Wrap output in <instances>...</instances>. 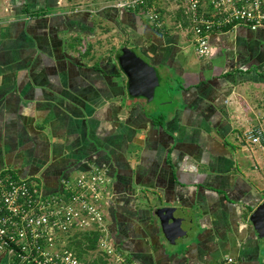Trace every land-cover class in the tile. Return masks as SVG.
Instances as JSON below:
<instances>
[{
	"label": "crops",
	"instance_id": "0c3cea01",
	"mask_svg": "<svg viewBox=\"0 0 264 264\" xmlns=\"http://www.w3.org/2000/svg\"><path fill=\"white\" fill-rule=\"evenodd\" d=\"M29 3L39 13L20 12ZM59 4L11 0L6 12L0 0V172L33 177L48 194L105 168L109 233L135 264H222L227 255L264 264V236L249 220L264 198L260 152L241 136L264 127V26L212 32L202 58L180 0L164 28L119 11L127 46L168 90L160 103L171 109H162L128 93L119 47L115 56L79 51L86 13L51 8ZM168 205L192 213L174 242L153 211Z\"/></svg>",
	"mask_w": 264,
	"mask_h": 264
},
{
	"label": "built area",
	"instance_id": "2783aa9c",
	"mask_svg": "<svg viewBox=\"0 0 264 264\" xmlns=\"http://www.w3.org/2000/svg\"><path fill=\"white\" fill-rule=\"evenodd\" d=\"M159 1L122 0L120 5L138 11L154 27L164 28ZM180 1L193 33L194 51L202 58L212 51V32L238 23L253 29L264 26V0ZM241 136L258 148L257 166L264 176V127L252 123ZM62 184L61 191L46 194L33 177L19 176L9 168L0 172V264H135L108 230L104 206L111 192L105 168L79 171ZM89 230L100 233L91 255L81 258L68 245L69 238ZM234 263L231 255L222 261Z\"/></svg>",
	"mask_w": 264,
	"mask_h": 264
},
{
	"label": "rangeland",
	"instance_id": "374dc122",
	"mask_svg": "<svg viewBox=\"0 0 264 264\" xmlns=\"http://www.w3.org/2000/svg\"><path fill=\"white\" fill-rule=\"evenodd\" d=\"M121 1L122 0H60L59 5L55 7L51 6V8L60 10L64 8L72 9V12L68 13H74L76 10L85 12L86 14L82 15L86 16V19L84 18V20L87 22V27L82 30V33L76 32L78 33V45H80L83 49L88 46V52L86 51L87 53H93L96 55L102 50L107 49L110 55H114L116 49L119 46L128 45L130 43L128 41V36H132L129 34L130 31H128L127 28H122V26L119 25V23L121 22V12L119 11L125 10V7H122L120 5ZM2 3H4V9L6 10V12H9V4L11 3V0H2ZM157 3L160 5L161 11L166 12L164 19H167V21L169 20L170 22V20L175 16L173 13H171V10L172 8L176 9L179 7V0H160ZM113 8H116V10ZM179 13L175 14L179 15L177 17L182 20V16ZM76 18L78 19L79 17ZM83 25L84 24H82V26ZM120 28L125 31L120 30ZM73 32L74 30L72 31V33ZM134 50L138 55L144 57L146 61L148 60L145 56L139 53L138 50H136L135 48ZM162 84L163 83L156 85L154 96L151 100H146L142 96H140V99L149 101L150 104L155 108L166 109L168 107L169 109H171L170 105L160 103L162 97L165 96V92L168 91L165 90L166 86H163Z\"/></svg>",
	"mask_w": 264,
	"mask_h": 264
},
{
	"label": "water",
	"instance_id": "95a60500",
	"mask_svg": "<svg viewBox=\"0 0 264 264\" xmlns=\"http://www.w3.org/2000/svg\"><path fill=\"white\" fill-rule=\"evenodd\" d=\"M118 61L121 69L127 76L128 93L132 96L143 95L148 100L153 98L154 90L159 82L158 72L151 63L138 55L131 47L124 45L120 47ZM154 214L158 218L162 231L170 242L186 233L191 224L192 213L182 206L168 205L157 206ZM249 220L257 235L264 236V198L255 206L249 214Z\"/></svg>",
	"mask_w": 264,
	"mask_h": 264
},
{
	"label": "trees",
	"instance_id": "16d2710c",
	"mask_svg": "<svg viewBox=\"0 0 264 264\" xmlns=\"http://www.w3.org/2000/svg\"><path fill=\"white\" fill-rule=\"evenodd\" d=\"M200 1L203 3L207 2V0H200ZM30 5L31 4L29 3L28 5L26 4V5L22 6L20 8V12H24V14L26 13L28 16L36 15L37 13H39L38 12L39 10H36L37 8L33 9V7L31 8L32 5L31 6ZM41 9L40 10L44 11L43 13H45V10L48 8H41ZM124 11H135V10L125 8ZM238 24H241V23H238ZM227 28H224V29H227ZM87 47L88 46H86L84 50H82V51L79 50V51L81 53H87L88 52ZM120 47L121 46H119L118 50H120ZM62 187H63V184L60 185L59 190L54 191V192L61 191ZM54 192H49V193H54ZM108 230H109V226H108ZM99 233H100L99 230L77 231L74 233V235H72L69 238L68 245L74 249V251L77 253L78 256H80L81 258H85V257L91 255L90 249H94Z\"/></svg>",
	"mask_w": 264,
	"mask_h": 264
}]
</instances>
